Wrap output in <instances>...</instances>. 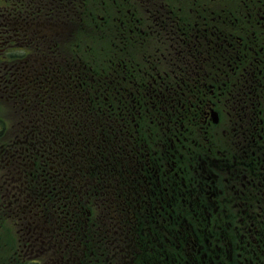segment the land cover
Masks as SVG:
<instances>
[{"label":"flooded vegetation","instance_id":"obj_1","mask_svg":"<svg viewBox=\"0 0 264 264\" xmlns=\"http://www.w3.org/2000/svg\"><path fill=\"white\" fill-rule=\"evenodd\" d=\"M0 102V264H264V0H0Z\"/></svg>","mask_w":264,"mask_h":264},{"label":"rangeland","instance_id":"obj_2","mask_svg":"<svg viewBox=\"0 0 264 264\" xmlns=\"http://www.w3.org/2000/svg\"><path fill=\"white\" fill-rule=\"evenodd\" d=\"M96 1H98V0H90V2H92V3H95ZM78 55L82 56V57L86 56V54H78ZM4 109H5V106L0 104V119H1V121L3 123V126L7 127V129H9V124L11 122L10 118L12 117V115L7 113V111H3ZM13 115H16L15 111L13 112ZM13 118L14 119L18 118L19 119V114L16 115V117H12L11 119L13 120ZM17 126H18V124H17ZM5 230L9 231V233H10L9 223H5V225L2 228V232H1L2 239L9 241L10 240V236L7 237L5 235V232H4Z\"/></svg>","mask_w":264,"mask_h":264}]
</instances>
